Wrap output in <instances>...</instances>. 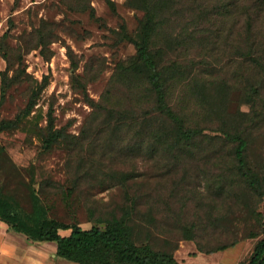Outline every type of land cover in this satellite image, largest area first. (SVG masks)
Here are the masks:
<instances>
[{"label":"rangeland","instance_id":"1","mask_svg":"<svg viewBox=\"0 0 264 264\" xmlns=\"http://www.w3.org/2000/svg\"><path fill=\"white\" fill-rule=\"evenodd\" d=\"M112 1L117 13L108 0H0V48L4 34L11 31L6 45L15 67L9 77L18 80L6 92L0 122L23 116L33 92L46 82L19 126L0 131V146L6 150L0 155V187L30 211L28 186L34 185L50 205L51 216L69 224L74 213L84 229L104 228L106 220L120 217L133 204L131 225L138 244L148 239L156 250L174 254L181 264H249L255 245L264 237V195L241 182L219 181V176H227L221 160L231 162V145L214 141L208 149L168 148V139L153 138L151 133L167 130L169 124L107 122L106 114L98 116L87 101L122 109L131 102L135 111L150 110L147 101L128 92L119 71L120 64L127 65L136 56L134 46L120 38L121 26L135 34L143 12L129 7V0ZM91 8L99 20L91 16ZM41 32L48 37H41ZM7 67L0 51V101ZM181 94L180 89L173 90V98ZM185 97L176 102L197 111V120L207 124L201 104H191ZM192 99L199 101L196 96ZM50 112L54 131H61L65 141L45 150ZM150 124L153 129H148ZM137 128L142 130L139 136ZM255 145L254 154L263 152L264 137H258ZM70 188L73 193L66 202L63 193ZM186 226H194V241L184 239ZM251 232L259 237L250 238ZM233 242L234 247L214 254L198 248L212 250ZM50 244L48 250L56 247ZM35 245L0 222V256L15 249L22 254L42 251ZM59 264L76 263L59 258Z\"/></svg>","mask_w":264,"mask_h":264},{"label":"trees","instance_id":"2","mask_svg":"<svg viewBox=\"0 0 264 264\" xmlns=\"http://www.w3.org/2000/svg\"><path fill=\"white\" fill-rule=\"evenodd\" d=\"M108 4L117 13L115 3L108 0ZM128 5L142 11L143 18L135 34H130L125 24L121 26L120 38L134 46L136 56L127 65L120 64L119 71L128 92L147 101L150 110L135 111L131 102L129 108L122 109L89 98L93 111L98 116L106 114L107 122L120 125L138 121L169 124L167 130L151 133L153 138L168 139V148L192 151L196 145H205L208 149L214 141L231 145V162L221 160L227 176H219V181L222 185L226 181L234 185L241 182L257 195H264V151L253 153L255 140L264 137V0H129ZM91 16L99 20L94 8ZM10 26L13 28V24ZM10 35L11 31L4 34L0 48L8 64L2 73L0 107L7 90L18 81L9 77L15 67L14 55L6 45ZM40 36L48 37L43 32ZM193 50L194 56H190ZM45 87L46 82L33 92L23 116L1 121L0 131L17 128ZM177 88L182 94L173 98ZM183 96L191 104H201L207 124L197 120V111L176 102ZM194 96L198 103L192 99ZM243 106L248 109L243 110ZM48 121L45 150L65 141L63 133L53 129L52 112ZM149 128L153 129L151 124ZM137 129L139 136L142 130ZM4 154L6 150L0 146V155ZM28 192L30 211L0 187V222L31 242L56 243L58 258L76 264H181L174 254L156 250L148 239L136 242L131 225L133 204L123 209L120 217L106 220L104 228L84 229L75 221L74 213V221L69 224L51 216L50 205L34 185L28 186ZM72 193L71 188L63 193L66 202ZM193 227L183 228L185 240L194 241ZM61 231L70 234L63 236ZM249 237L257 238L259 233L251 232ZM236 243L212 250L198 248L201 253L214 254ZM249 264H264V237L255 245Z\"/></svg>","mask_w":264,"mask_h":264},{"label":"crops","instance_id":"3","mask_svg":"<svg viewBox=\"0 0 264 264\" xmlns=\"http://www.w3.org/2000/svg\"><path fill=\"white\" fill-rule=\"evenodd\" d=\"M3 225H5V224H3ZM5 226H7V225H5ZM3 240L1 241V245H2V247H5ZM32 243H34V242H32ZM50 243L51 242H46L43 244L35 243V244H37L35 246H38L39 249L42 248L41 249L42 251H40V250L35 251V252L33 251V253H32V251L31 252L28 251L25 253L23 252L24 254H22L20 252V250H18V249L12 250L11 251L12 253H10V254H4L2 252L0 258L3 256L4 259L0 262V264H56V263L59 264V258L56 256L57 247L54 246V248H52L51 250H48V248H51L48 246V245H51ZM57 260H58V262H57Z\"/></svg>","mask_w":264,"mask_h":264}]
</instances>
